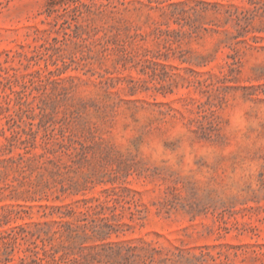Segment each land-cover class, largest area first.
<instances>
[{"label": "rangeland", "instance_id": "rangeland-1", "mask_svg": "<svg viewBox=\"0 0 264 264\" xmlns=\"http://www.w3.org/2000/svg\"><path fill=\"white\" fill-rule=\"evenodd\" d=\"M0 264H264V0H0Z\"/></svg>", "mask_w": 264, "mask_h": 264}]
</instances>
